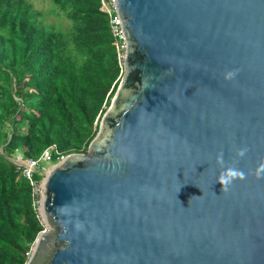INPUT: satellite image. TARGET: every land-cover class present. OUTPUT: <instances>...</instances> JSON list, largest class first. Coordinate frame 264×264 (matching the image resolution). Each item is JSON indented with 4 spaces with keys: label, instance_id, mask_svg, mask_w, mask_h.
<instances>
[{
    "label": "water",
    "instance_id": "95a60500",
    "mask_svg": "<svg viewBox=\"0 0 264 264\" xmlns=\"http://www.w3.org/2000/svg\"><path fill=\"white\" fill-rule=\"evenodd\" d=\"M113 6L117 87L86 153L40 178L24 264H264V0Z\"/></svg>",
    "mask_w": 264,
    "mask_h": 264
},
{
    "label": "trees",
    "instance_id": "16d2710c",
    "mask_svg": "<svg viewBox=\"0 0 264 264\" xmlns=\"http://www.w3.org/2000/svg\"><path fill=\"white\" fill-rule=\"evenodd\" d=\"M47 1L65 30L27 0H0V264H24L43 229L13 155L86 150L121 75L100 0Z\"/></svg>",
    "mask_w": 264,
    "mask_h": 264
},
{
    "label": "built area",
    "instance_id": "2783aa9c",
    "mask_svg": "<svg viewBox=\"0 0 264 264\" xmlns=\"http://www.w3.org/2000/svg\"><path fill=\"white\" fill-rule=\"evenodd\" d=\"M101 10L104 11L108 16L110 33L113 38V46L116 53V58L118 64L121 66L124 54V41L122 31L120 29V23L118 17L115 15L113 0H100ZM122 70V68H121ZM52 152L57 157L58 162L63 159L62 156L57 155L53 147H49L41 152L39 157L35 160L22 159L18 156L16 161L13 163L16 165L17 169L20 171L22 177L28 182L31 188V199L32 206L35 209L36 205L40 206L42 199V186L41 181L35 182L33 180V175L36 174L40 178L44 176L46 172L45 165L52 160ZM39 218V217H38ZM32 251V245L27 253H25L26 259L29 258Z\"/></svg>",
    "mask_w": 264,
    "mask_h": 264
},
{
    "label": "rangeland",
    "instance_id": "374dc122",
    "mask_svg": "<svg viewBox=\"0 0 264 264\" xmlns=\"http://www.w3.org/2000/svg\"><path fill=\"white\" fill-rule=\"evenodd\" d=\"M27 2L30 3L35 10H38L39 12H41L44 22L46 24H50L55 29H59V30H65L67 28L68 23L59 14H57L56 10L52 8V6L49 4L47 0H27ZM85 153H86V150L78 152V153H73V154H85ZM17 157L18 155L14 154L12 161H16ZM57 163H58V160L54 162L51 160V162L47 163L45 165L46 172H48L50 168H52ZM38 208L39 206L36 205L34 209L37 214V217H39Z\"/></svg>",
    "mask_w": 264,
    "mask_h": 264
},
{
    "label": "clouds",
    "instance_id": "9594fccd",
    "mask_svg": "<svg viewBox=\"0 0 264 264\" xmlns=\"http://www.w3.org/2000/svg\"><path fill=\"white\" fill-rule=\"evenodd\" d=\"M231 75H232V73H229V77H231ZM243 154H244V150H241L238 153V155H241V156ZM218 162L222 163V155L220 157H218ZM235 178L243 179L244 178V173L240 172V171H237L234 168H228L225 172L221 173V175L219 177V183L225 186L223 190H227V185L230 183V181L232 179H235Z\"/></svg>",
    "mask_w": 264,
    "mask_h": 264
}]
</instances>
